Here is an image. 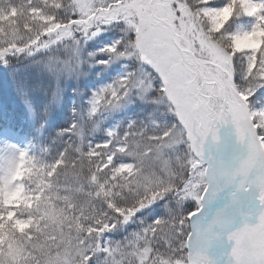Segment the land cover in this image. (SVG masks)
I'll return each mask as SVG.
<instances>
[{"label": "snow or ice", "instance_id": "6c2138e0", "mask_svg": "<svg viewBox=\"0 0 264 264\" xmlns=\"http://www.w3.org/2000/svg\"><path fill=\"white\" fill-rule=\"evenodd\" d=\"M25 7L36 29L0 28V77L22 99L47 95L49 86L62 99L61 82L78 79L86 64L123 60L124 74L92 93L90 115L139 101L162 106L170 121L161 125L149 113L99 129L76 120L34 124L32 136L44 142L39 156L0 146V224L28 222L26 244L8 241L5 231L0 264L101 257L103 264H264V0H25ZM109 29L116 39L88 51ZM252 37L257 42L243 46ZM100 53L108 59L95 60ZM45 109L51 125L55 112ZM222 129L231 137L223 144ZM97 131L103 138L93 143ZM18 192L23 201L10 202ZM161 200L165 215L139 221L123 241L103 239ZM21 207L27 212L18 215ZM221 239L227 252L209 255Z\"/></svg>", "mask_w": 264, "mask_h": 264}, {"label": "trees", "instance_id": "16d2710c", "mask_svg": "<svg viewBox=\"0 0 264 264\" xmlns=\"http://www.w3.org/2000/svg\"><path fill=\"white\" fill-rule=\"evenodd\" d=\"M33 4L38 5L39 0H33ZM12 6H15L16 12L10 11ZM49 11L54 10L50 9ZM9 17L15 18L9 19ZM26 24H31L32 28L36 29L38 22L32 21L28 16L27 8L25 7V0H0V28H3L5 31H8L9 29H18L20 34L28 35L29 33L25 32ZM256 42L257 38L252 37L251 39L244 41L243 46H251ZM51 90L52 86H49L47 95H45L43 91H30L29 98L22 99L19 95H17L14 85L6 78L0 77V124H20L22 138L27 142L34 141V145L31 146L29 151L37 156L40 155L41 147L43 146L44 142L37 137L32 136V128L34 124H45L47 127H51L53 125L66 127L67 122L76 120L73 109L76 111L77 107L76 104L70 103L71 97H69V99L66 98L62 106L59 107V111L55 116V119L51 122V125L46 123L47 114L45 105H49V94ZM87 92L88 90H82L81 95V100L83 102L82 109L85 112L88 110L86 104L90 103L88 100L91 98V91H89V94ZM50 107L53 109L52 106ZM29 117H31V119H29ZM92 138L93 143L99 142L103 138V134L100 133L99 135H95ZM68 179L70 182L71 177ZM61 182H65L63 178H61ZM22 201L23 194L20 193L14 202ZM16 211L17 214L20 215L22 213H26L27 209L21 207ZM155 212L157 213L156 215L153 214ZM163 215H165L164 201H157L152 206L138 212L133 221L129 224L123 226L122 228H117L115 231L104 233L103 239L110 240L112 242L123 241L124 238L129 235V233L141 226L139 221L142 220L144 224H148L154 220L153 218ZM27 224V221L9 223L6 230L4 225L0 224V242H5L6 231L8 241L15 242L17 244H26L27 241L25 240V237L21 235V233L27 227ZM98 264H103L102 257L99 259Z\"/></svg>", "mask_w": 264, "mask_h": 264}, {"label": "rangeland", "instance_id": "374dc122", "mask_svg": "<svg viewBox=\"0 0 264 264\" xmlns=\"http://www.w3.org/2000/svg\"><path fill=\"white\" fill-rule=\"evenodd\" d=\"M118 32L114 29H109L101 33L94 41H89L88 51L94 52L95 49L102 47L104 44L111 43L112 40L116 39ZM95 60L108 59V56L104 53H100L95 56ZM126 62L123 60H116L109 65H99L92 63L91 65L86 64L78 79L64 80L61 83L66 88L62 99L58 95V90L50 92L49 105L53 107L55 116L59 111V107L62 106L66 98H70V103L76 104L77 110L75 111V118L78 123L90 124L95 122L96 128L100 127L108 128L115 127L118 123L123 125L127 123L126 118L134 119L137 121H146L149 113H153V116L158 120L161 125L170 121V117L161 116L160 112L163 111L162 106L153 105L151 103L135 102L128 105V107L122 111L113 112H101L97 113L95 117L90 115V103H87V112L82 109L83 102L81 100L82 90L91 91V95L94 91L99 88L111 83L118 75H122L125 72ZM87 97V96H86ZM91 98L88 100L90 102ZM261 102L258 99V103ZM55 119V118H54ZM103 134L97 131L96 135ZM221 133L225 136L229 133V130L222 129ZM93 139V138H92ZM13 145L20 148L30 149L34 145V141L27 142L21 136L20 124L3 125L0 124V146L2 145ZM123 162H130L127 158ZM19 192L15 196L10 197V202L19 196ZM187 208L188 205H185ZM156 215L157 213H153ZM152 215V216H154ZM156 218V217H155ZM153 218V219H155ZM228 245L224 240H216L212 244L209 255H215L221 257L222 254L227 252Z\"/></svg>", "mask_w": 264, "mask_h": 264}, {"label": "bare ground", "instance_id": "6f19581e", "mask_svg": "<svg viewBox=\"0 0 264 264\" xmlns=\"http://www.w3.org/2000/svg\"><path fill=\"white\" fill-rule=\"evenodd\" d=\"M220 136H222V135H220ZM225 136L227 137V139H231L229 133H227ZM222 137H223V136H222ZM222 137H221V144H223V142L225 141ZM222 196H223V195H222ZM220 201H221L223 204H225V203H226V198L220 199Z\"/></svg>", "mask_w": 264, "mask_h": 264}]
</instances>
